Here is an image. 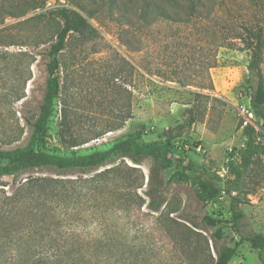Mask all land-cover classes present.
<instances>
[{"label": "trees", "instance_id": "obj_1", "mask_svg": "<svg viewBox=\"0 0 264 264\" xmlns=\"http://www.w3.org/2000/svg\"><path fill=\"white\" fill-rule=\"evenodd\" d=\"M49 1L0 0V37L6 36V31L11 29V26H6L8 18L19 20L15 27L37 23L43 18L59 22L54 41L39 54L47 59V80L37 118L35 121L26 119L31 127L28 144L15 149L0 148V179L11 177L14 185L18 186L9 200L31 203L28 233L21 235L20 239L21 244L27 245L26 249H18L10 257L1 253L0 264H140L138 260L144 254L152 256L155 248H147L133 238L125 249L127 220L132 215L143 214V208L160 214L167 203L163 179L165 170L179 166L181 170L177 175L180 180L193 178L195 195L203 205L223 197L227 192L205 176L202 168L187 156L183 148L172 144L193 124V118L163 131L157 141H144L146 126L142 125L102 148L84 152L74 150L90 140L121 130L133 117L130 99L120 116L112 114L113 120L106 122L101 130L95 127L84 134L88 140H80L75 135L76 123L62 108L58 133L60 146L50 147V124L61 96L59 55L67 48L71 35L87 34L97 38L107 23L118 27L119 42L129 52L138 51L133 48L132 39L139 35L143 42L153 38L162 24L172 29L201 24L205 28L209 50L214 45L218 50L222 46L240 43L249 53L247 84L253 90L251 103L258 110L260 119H264V76L261 70L263 27L241 22L235 28H223L224 24L216 29L211 22L218 19L220 0H63L66 4L63 7L27 17L29 13L45 9ZM259 1L250 0V3L258 6ZM38 45L40 47L41 43ZM20 46L22 48L17 51L0 46V90H5V84L1 83H6L4 77L9 71L15 77L11 91L0 92V105L10 99L11 102L23 99L27 83L32 78L31 67L37 56L23 48L29 45ZM153 66L154 63L148 64L144 70L151 76L174 82L172 76H167L158 66H155L158 69H153ZM215 66L216 58L207 63L208 70ZM208 78L209 84H205L202 90L213 89L210 75ZM116 79L118 77L114 78L113 86L118 88ZM243 133L248 150L264 147L257 142L258 136L252 127L243 128ZM146 160H151L152 164L149 190L143 194L146 176L140 166ZM33 172H47L52 176L23 178L24 174ZM234 172L237 178L240 177L236 170ZM241 203L237 197H232L229 224L238 234H241L245 218L240 209ZM159 217L171 227L179 228L178 234L166 227L163 231L174 247L181 245L189 249L190 261L194 264H229L244 242L258 252L260 264H264V234L241 235L234 246H229L220 244L224 238L222 228H218L211 238L201 233L206 227L214 228L221 224L217 218L208 215L180 218L192 229L179 220L164 216L162 212Z\"/></svg>", "mask_w": 264, "mask_h": 264}, {"label": "rangeland", "instance_id": "obj_2", "mask_svg": "<svg viewBox=\"0 0 264 264\" xmlns=\"http://www.w3.org/2000/svg\"><path fill=\"white\" fill-rule=\"evenodd\" d=\"M220 2L218 19L211 22L216 29L224 24L223 28H235L241 22H250L264 30V0H260L258 6L251 4L250 0ZM65 5L63 0H50L45 9L29 13L27 17ZM18 21L8 18L6 26H11V29L6 31V36L0 37V46L17 51L20 45H29L23 48L37 56V61L31 67L32 78L27 83L25 97L14 102L10 99L0 105L1 149H15L28 144L31 127L26 119L35 121L37 118L47 80V59L39 54L54 41L59 28V22L50 18L15 27ZM118 32L116 25L107 23L97 38L86 34L71 35L68 39L67 48L59 55L61 96L50 124L49 146H60L58 133L62 108L76 123L75 135L85 140L84 134L91 128L101 130L106 122L113 120L112 114L120 116L130 99L133 117L121 130L90 140L74 149L76 152L102 148L142 125L146 126L144 141H157L163 131L193 118V124L172 144L183 148L187 156L202 168L205 176L227 193L203 205L195 195L193 178L180 180L177 172L181 168L173 166L163 172L167 203L161 210L162 214L180 222V218L188 219L189 216L217 218L221 224L214 228L206 227L201 233L211 238L218 228H222L224 238L220 244L229 246H234L241 235L264 234V147L248 150L242 127V110L250 107L257 120L256 126L264 130V119H260L258 110L251 103L253 90L247 84L249 53L240 43L222 46L218 50L214 45L209 50L205 28L201 24L175 29L162 24L153 38L143 42L139 35L131 40L137 52H129L120 44ZM213 58H216V66L208 70L207 63ZM152 63L167 76H172L174 82L148 74L144 67ZM155 66L153 69L157 68ZM261 70L264 76V51ZM209 75L213 89L202 90L209 84ZM116 77L118 88L113 86ZM4 80L6 83L1 85L5 84V90L0 92L6 93L15 84V77L9 71ZM151 164V160H146L140 166L146 176L143 194L149 190ZM234 170L240 177H236ZM29 176L52 175L33 172L24 174L23 178ZM16 188L18 186L14 185L11 177L0 179V254L6 253L5 257L27 247L21 244L20 239L21 235L28 233L31 203L10 201ZM232 197L242 202L240 209L245 218L241 234L229 224ZM142 210L143 214L132 215L127 220L125 249L136 238L147 248H155L152 256L144 254L138 260L140 264H194L190 261L189 249L180 243L174 247L163 231L166 227L178 234L179 228L171 227L160 219L161 212L154 214L147 208ZM127 255L131 260L130 254ZM229 264H260L258 252L244 242Z\"/></svg>", "mask_w": 264, "mask_h": 264}, {"label": "built area", "instance_id": "obj_3", "mask_svg": "<svg viewBox=\"0 0 264 264\" xmlns=\"http://www.w3.org/2000/svg\"><path fill=\"white\" fill-rule=\"evenodd\" d=\"M242 115H243V128L245 127H252L256 132H257V142L258 143H262L264 145V130L259 129V127L256 126L257 120L255 118V114L252 111V109L250 107L248 108H243L242 110ZM261 121V124H263V121Z\"/></svg>", "mask_w": 264, "mask_h": 264}]
</instances>
